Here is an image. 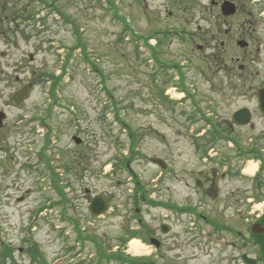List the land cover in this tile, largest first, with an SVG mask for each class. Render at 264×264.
Instances as JSON below:
<instances>
[{
	"label": "rangeland",
	"instance_id": "1",
	"mask_svg": "<svg viewBox=\"0 0 264 264\" xmlns=\"http://www.w3.org/2000/svg\"><path fill=\"white\" fill-rule=\"evenodd\" d=\"M9 1L21 16L0 21V111L7 114L0 128V247L5 242L10 256L0 249V264H94L95 243L65 249L67 213L106 249L120 245L133 255L130 245L142 239L146 255L162 256L164 264H244L238 261L242 252L260 258L250 225L255 209L264 211V169L261 184L243 169L255 158L256 136L264 147V113L251 88L264 81V24L253 32L256 42L246 54L249 61L253 50L254 73H245L243 82L232 58L243 55L237 39L249 35L237 29L248 13L226 24L222 0H147L148 7L144 0H17L16 7ZM234 1L256 13L261 0ZM30 13L34 19H27ZM157 27L179 31L165 38L159 55L184 64L181 70L169 68L165 75V68L149 61L153 55L142 34ZM229 27L234 30L228 37ZM47 73L61 77L54 95ZM28 84L29 96L16 104L13 94ZM172 87L177 91L168 92ZM242 107L253 112L250 125L238 126L232 118ZM215 130L228 139H211ZM151 158L163 159L168 168ZM51 165L67 188V212ZM139 181L151 201L199 206L242 230L245 240L231 231L205 240L202 232L187 230L189 215L182 214L162 237L161 252L139 236L125 244L120 239L137 231L135 217L153 230L163 218L148 202L134 214L131 196ZM98 194L113 201L109 212L93 217L88 208ZM68 231L76 233L71 226ZM27 241L39 244L36 263Z\"/></svg>",
	"mask_w": 264,
	"mask_h": 264
},
{
	"label": "flooded vegetation",
	"instance_id": "2",
	"mask_svg": "<svg viewBox=\"0 0 264 264\" xmlns=\"http://www.w3.org/2000/svg\"><path fill=\"white\" fill-rule=\"evenodd\" d=\"M146 3V7L149 6V4L147 3V0H144ZM224 1L227 0H222L221 4L220 2H218L217 4H220V11L222 13V4ZM233 3H235L237 5V11L234 15L231 16H224L223 14V19H224V23H228V18H232L234 16L237 15H241V14H247L246 17L240 22L239 24V28L238 30H242L244 29L245 31L243 33H248L249 37H243L242 35L239 36V38L237 39V43L239 45V47H241V49L243 50V55L242 56H237L236 58H232V60H234L236 62L237 65V69L240 73H242L240 75V79L243 82H246L244 76L245 73L248 75H252L254 73V71L252 70L251 67V63H253L255 60L253 58V50H251L249 52V54L251 55V59L249 61H247V51L248 48H250V46L254 45L255 38L253 37V32H255L257 30L258 27H256V25L258 23H263L264 24V0H261L259 4H257L256 7V13L253 11H248L246 9V7H244L243 5H238L234 0H229ZM13 7H16L17 5V0H13ZM11 4L10 1L8 2V0H0V21L3 20L4 17L7 18H12L13 20H11L12 22L16 20V18H19L21 16L20 11L18 10V8H10ZM212 8V3L210 1L209 4V8L211 10ZM145 14L147 18H150V13L148 11V8L145 9ZM255 13V14H254ZM258 16V17H257ZM257 17V19L255 20V18ZM252 18V19H251ZM150 23V21H149ZM233 28L229 27L225 33L228 34V37L233 35ZM174 29L173 27H157L155 29H153L152 31L148 32L145 34L146 37H149L151 35L155 36L157 39V44H156V50L158 53V59H161L164 61V58L159 55V53L163 54L164 50L163 48L164 46V40L166 37H172L174 34ZM245 38H250V42L247 41ZM216 55V53H215ZM166 62V61H165ZM170 63V65H176V63L173 62H168ZM252 88V96L255 97L256 99V104L258 105V110L261 113H264V111L260 108V90L264 89V81H262L255 89L254 87ZM254 118V115H253ZM255 146H256V154L257 157L261 160V164H260V169L258 172V178H261V173L263 172L264 169V147L262 146V141H261V137L260 136H256L255 137ZM67 188L64 187V201H65V211L67 212L68 209V204H69V200H68V195H67ZM108 195V194H107ZM111 196L113 198L112 195H108ZM143 198H145L143 196ZM160 203H158V208L162 211L161 214V218L162 221L159 224V227L157 228V230H153L154 228L149 225L146 220L142 217H135L134 221L137 225L136 230L137 231H131L129 230L126 234V236L128 237V239H120V241L125 242V244H129V242L134 239L137 238L139 236V238L141 239V237L144 239L145 243L148 244V246H152L155 245V247L157 248L156 251L157 252H161V250L164 248L165 245V239H162V237L164 235H168L170 233L173 232L174 229V221L181 220V217H179L180 214H183L180 212V205H177L178 203H173V202H169L166 201L164 199H160L159 200ZM132 205V204H131ZM194 206L196 205H185V210L189 211H185L184 213H188L189 217L187 218L188 220H186L187 222H185V224L187 223L188 225L186 226L187 230L190 232L192 230H194V232L196 233H200L202 232L204 239H211L213 238V235L218 234V236H220L221 238L226 237L225 235L229 234V224L227 221L224 220H220L217 217L216 218H211L208 217L205 212L203 213V211L201 210H197ZM134 207V205L131 206V208ZM89 209V208H88ZM134 211L139 212L138 211V207H134L133 208ZM166 212V213H165ZM90 213V211H89ZM264 214V213H263ZM67 219H63V227H64V233L65 239H66V246L65 249H69V252L78 249L79 247L77 246L78 244H84V242H92L95 243L94 248H95V262L94 264H164L162 261V256H158L156 255L155 257L151 256V255H136V254H130L128 252L122 251L120 249V245H116L113 246L112 248H110V250L106 249V244H103V242H101L96 236H85L84 233H74L72 234L70 231H68L69 226H71L75 231H77V226L79 227L81 225L80 220L77 218H73L69 216V214H66ZM178 216V217H177ZM262 217V216H261ZM69 218L72 220L70 221ZM128 221V220H127ZM190 221V222H189ZM259 222H261L260 220H258ZM126 225V224H125ZM82 228V226H81ZM126 228V227H125ZM82 230V229H81ZM125 230V229H124ZM83 231V230H82ZM236 239L237 240H241V242L244 241V235L242 234V231L237 228L236 230ZM195 233V234H196ZM192 236H194V234H192ZM174 237H176V235H174ZM240 238V239H239ZM69 240L73 241V244L71 242H69ZM142 240V239H141ZM140 240V241H141ZM14 248H13V252H14ZM19 251L22 253L24 251V247H20ZM28 252L31 256V261H33L34 259V263H36L37 258L40 259L39 257L42 256V252L40 251V247L38 243L35 242H31V244L28 247ZM244 252L240 253V257H238V261H240L243 257Z\"/></svg>",
	"mask_w": 264,
	"mask_h": 264
},
{
	"label": "water",
	"instance_id": "3",
	"mask_svg": "<svg viewBox=\"0 0 264 264\" xmlns=\"http://www.w3.org/2000/svg\"><path fill=\"white\" fill-rule=\"evenodd\" d=\"M223 12L226 15L234 14L236 12V5L230 1H225L223 5ZM29 87L30 86H24L22 89L17 91L14 95V99L17 103H21L22 100L28 96L29 94ZM260 101H261V108L264 110V89L260 90ZM6 118V113L3 111H0V127L4 124V119ZM233 120L238 125H247L252 120V113L250 109L243 108L239 109L233 114ZM75 140L77 143L81 142L80 138H76ZM153 162L158 163L161 166H166L164 161L159 158H153ZM111 199L105 195L98 194L93 199L91 205H90V212L94 216L101 215L105 213L108 210V207L110 205ZM254 233H264V227L260 223H256L252 228ZM245 259L249 263H254L255 261L252 259H249L247 255H245Z\"/></svg>",
	"mask_w": 264,
	"mask_h": 264
},
{
	"label": "trees",
	"instance_id": "4",
	"mask_svg": "<svg viewBox=\"0 0 264 264\" xmlns=\"http://www.w3.org/2000/svg\"><path fill=\"white\" fill-rule=\"evenodd\" d=\"M46 76L48 79H52L54 81L53 82V95H54V93H56V91L58 90L61 77H56L54 73H47ZM131 135L133 136V138H132V147L130 150H131V153L134 154L136 152L135 147H134L136 142H135V138H134V133H131ZM131 156L126 157L127 161H130ZM57 180H58V176H57ZM58 181H56V184H59ZM138 184H139V182H138ZM138 187H139V190H138L137 194H139L140 191L144 190L140 184L138 185ZM263 220H264V216H263L261 221H263ZM251 239L253 241V245L258 249V254H260V260H264V234H251ZM8 256H9V252L4 254L5 258H7Z\"/></svg>",
	"mask_w": 264,
	"mask_h": 264
},
{
	"label": "bare ground",
	"instance_id": "5",
	"mask_svg": "<svg viewBox=\"0 0 264 264\" xmlns=\"http://www.w3.org/2000/svg\"><path fill=\"white\" fill-rule=\"evenodd\" d=\"M256 167H257L256 164L253 161H251L244 170L247 173H253ZM130 247L131 250L134 252V254H148L146 245L140 240L134 239Z\"/></svg>",
	"mask_w": 264,
	"mask_h": 264
}]
</instances>
